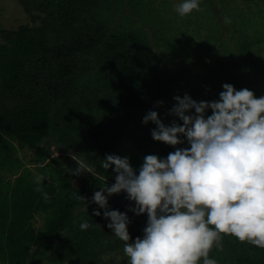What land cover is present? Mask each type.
I'll use <instances>...</instances> for the list:
<instances>
[{"label": "trees", "instance_id": "obj_1", "mask_svg": "<svg viewBox=\"0 0 264 264\" xmlns=\"http://www.w3.org/2000/svg\"><path fill=\"white\" fill-rule=\"evenodd\" d=\"M19 2L34 24L0 28V264L43 260L111 264L110 254L123 249L124 242L107 227L110 221L104 218V210L91 202L97 188L115 183L112 169L101 167L103 159L108 154L127 156L138 174L145 155L133 142L128 148L129 129L157 101L168 104L175 89L187 84L183 81L195 72L192 68L213 62L214 56L207 53L217 52L223 74L214 76L208 70L199 85L206 86L203 78L207 77L236 90L247 88L257 98L264 96V6H256L259 10L251 16L243 14L241 24L230 29L239 33L235 47L228 46L214 27L199 25L200 18L179 26L184 41L179 46L190 54L188 65L164 79L157 71L156 57L149 59L157 35V24L151 19L159 14L152 1H130L129 5L123 0ZM193 11L200 17L209 15L220 27L212 17L221 14L215 1L210 5L199 1V11ZM192 46L196 50L191 52ZM200 74L195 72L191 79ZM174 81L178 84L172 87ZM215 82L212 89L206 88L211 94ZM206 115H211L210 109ZM50 136L56 137L63 156L68 148L84 155L93 174L68 171L76 169L71 164L73 156L66 162L54 156ZM15 142L33 149L34 168L15 155ZM161 148V158L175 151L169 145ZM38 177L42 191L36 190ZM76 193L85 201L77 199ZM115 195L116 204L109 210L127 213L130 242L143 238L147 215L128 210L134 204L125 192ZM94 210L101 215L95 216ZM39 214L45 219L40 228L35 225ZM85 221L90 227L81 230ZM221 235L222 248L214 245L209 253L217 264H264V249ZM112 264H128V258Z\"/></svg>", "mask_w": 264, "mask_h": 264}, {"label": "clouds", "instance_id": "obj_2", "mask_svg": "<svg viewBox=\"0 0 264 264\" xmlns=\"http://www.w3.org/2000/svg\"><path fill=\"white\" fill-rule=\"evenodd\" d=\"M193 10L199 11V0H183L176 7L180 17ZM222 87L214 101L176 95L167 115L182 124L173 120L165 125L157 111L143 117L145 125L156 126L151 130L154 141L175 148L166 158L146 155L138 174L127 156L103 159L101 167L112 169L115 183H105L91 202L104 210L107 227L124 242L128 264H198L201 259L202 264H217L209 253L214 245L222 248L221 234L264 249V96L229 83ZM209 109L211 115H206ZM185 142L189 147H176ZM77 163L74 171L68 169L73 175L93 174ZM41 179L37 191H42ZM121 192L134 204L129 211L147 215L143 238L134 242L127 213L108 207V198ZM94 215L101 212L94 210ZM89 227L87 221L80 224L81 230Z\"/></svg>", "mask_w": 264, "mask_h": 264}, {"label": "rangeland", "instance_id": "obj_3", "mask_svg": "<svg viewBox=\"0 0 264 264\" xmlns=\"http://www.w3.org/2000/svg\"><path fill=\"white\" fill-rule=\"evenodd\" d=\"M123 1H125V4L127 3L128 5L132 3L130 1H152L151 5L159 9V14L154 15V17L151 19L152 23L157 24L156 25L157 35L155 36V39L153 41L154 46H153V50L150 52L149 59L151 60L153 59V57H156L157 71H159L160 74L162 73V75L164 76V79L168 78L167 75L169 72L172 73L174 71H179L180 69H183L184 66L188 65L186 63L188 62V58L190 57V54L188 53V50L186 54H184L182 52V47L179 46L180 44L184 43V41L182 40V36H180L179 34L180 33L179 26H181L184 23H188V21H197L198 18H200L202 22H199L200 23L199 25L204 26V28H207L209 26L214 27V29H216L218 34L221 37H223V40L226 41L228 46L235 47V41H236V38H239L237 37L239 33L233 32L230 29H232L233 25L235 24L237 26L241 24L240 21L242 20L243 14L251 16V14H253L254 12L256 11L258 12L259 7L261 8L264 6V3L261 2L264 0H199V1H204L206 5L207 4L210 5L214 1L217 3V5L220 8V12H221L220 17H218L217 14L216 15L212 14V17L215 18L219 22L220 27L218 28V24L213 22V20L210 18L209 15L205 17L202 15L200 17L197 12L193 11L192 13H190L189 15L185 17H180L179 14L176 12V7L179 6L183 2V0H123ZM256 6H258V8H256ZM249 8L252 9L251 12L248 11ZM135 17L138 18V16H135ZM226 18L227 20L230 21V23L225 22ZM27 23L34 24V21L31 19L30 13L19 2V0H0V28L16 29ZM238 29L240 28H237V30ZM158 33H160V35ZM2 39H3V36L0 33V40ZM262 46H264V44ZM194 50H196V48L193 47L191 49V52ZM195 53H194V56L196 55ZM207 54H209L211 58L212 56H214V61L206 62V65L203 64V62H201L199 63L200 64L199 67L196 66L194 70L193 68L191 70V71H195V72L203 73V74L196 75L192 77L191 79V75L194 74L195 72H192L190 74L188 73V79L186 78L183 81V83L187 82V84L183 86V88L175 89L177 91L173 95L167 98V100H169L168 104L163 103V105L160 107L153 106L152 108L148 110V111L150 110L157 111L160 119L163 121V123H165V125H170L173 120H176L177 123L182 124V121H179L178 118L167 115L169 109H171V107L175 103L173 98L176 95H180L181 97H183V95L187 93L194 100L198 102L199 101H212L214 98H216V100L219 99L217 94H219L220 91H217V89L222 87V82L217 83L213 80L212 82L210 78L204 77L203 80L206 81V84L204 85L206 86H203L202 84L199 85L201 77H203L204 73L213 71L214 73H211V74L214 76L223 74V70L221 68L222 66L220 63L222 59L218 57L217 52L215 51V52H212L211 54L210 53H207ZM214 54H217V55H214ZM210 65L212 66L210 67ZM248 80L250 82V77L248 78ZM214 82L216 83L215 84L216 90L213 92L214 93L213 95V93L211 94V91H208V90L212 89L213 87L212 84ZM176 84L178 83L174 81L171 85L173 87ZM168 88H170V85H168ZM148 111H144L140 113L137 117V120L134 126L129 129L128 134H127V141H129L128 148L130 149V144L132 145V142H133L136 147L137 145H139V148L141 151L140 153L142 155L159 156L160 152H162L161 147H167L168 145L162 142L154 141L152 139L151 130L155 128L156 126L151 122H149L147 125H145L142 122L143 117L147 114ZM181 138L183 139V137ZM49 141L52 142L51 150L54 156H59V158L62 159L64 162H66V160H68L69 158L73 156L76 159V160L73 159V163H71L74 168L78 167L77 161H79L84 166L85 170H87L86 167L92 169L89 163H87V160L84 158V155L80 154L79 152L78 153L74 152V149L68 148V151H67L68 153H66L68 156L66 155L65 157L62 155L64 151H61L63 149L60 148L59 143L56 141V137L50 136ZM15 144L18 147V143L15 142ZM32 154H33V149L26 147V146L22 148L18 147V150L15 153V155H18L25 164H30L34 168L35 167L34 164L31 163ZM34 172L35 174H38V171L34 170ZM99 190L100 188H97V191ZM116 197L117 196L114 194L108 198V206L112 204H116L115 202ZM44 221L45 219L43 218V216L39 214L37 215L35 219V225L38 228H40V226L43 225ZM114 254H116L117 256ZM114 254H110V257H109L112 259L114 258L112 262H117V261H120L121 258L122 259L126 258L123 252V249L119 250L118 253L115 252ZM104 258H106V255ZM40 264H52V263H50L47 260H43Z\"/></svg>", "mask_w": 264, "mask_h": 264}]
</instances>
